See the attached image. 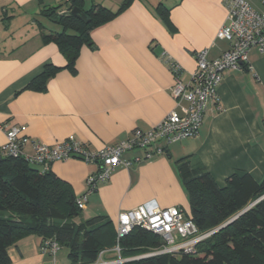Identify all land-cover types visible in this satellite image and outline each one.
Listing matches in <instances>:
<instances>
[{"label":"crops","instance_id":"1","mask_svg":"<svg viewBox=\"0 0 264 264\" xmlns=\"http://www.w3.org/2000/svg\"><path fill=\"white\" fill-rule=\"evenodd\" d=\"M68 0H0V149L7 141L5 124L20 125L32 141L49 145L74 135L98 150L148 130L175 107L170 93L174 72L161 58L166 53L188 81L197 67V52L219 57L230 43L217 36L224 24V0H133L111 21L91 32L93 45L84 44L75 70L58 45L46 42L41 24H54L40 14L45 7ZM123 0H84L117 10ZM264 10L257 0H248ZM168 11L169 21L161 15ZM61 67L44 89L28 85L46 65ZM221 109L209 108L198 133L171 143L166 153L129 168L118 166L110 180L88 197L81 218L105 215L115 227L121 211L141 204L179 206L190 200L177 161L189 157L211 172L219 185L235 170L264 178V53L249 51V67L225 72L218 86ZM24 150L33 153L32 143ZM134 150L125 157L142 155ZM39 168L40 166L37 165ZM99 165L72 156L52 163L51 169L79 196L86 178ZM185 211V209H184ZM55 260L41 251V238L31 234L9 249L10 264H70L68 249Z\"/></svg>","mask_w":264,"mask_h":264},{"label":"trees","instance_id":"2","mask_svg":"<svg viewBox=\"0 0 264 264\" xmlns=\"http://www.w3.org/2000/svg\"><path fill=\"white\" fill-rule=\"evenodd\" d=\"M132 1L123 0L117 10L95 2L86 8L84 0L45 7L40 14L54 29L42 23L43 38L55 42L67 59L66 67L75 70L81 47L93 45L92 30L111 21ZM75 6L86 13L87 22L71 13ZM161 15L170 20L167 9ZM60 68L46 65L28 87L44 89L46 80ZM177 167L192 207L190 218L200 231L214 232L198 244L196 254L148 255L125 264H264V178L235 170L221 186L203 164L189 157L180 158ZM77 198L70 184L51 168L41 171L25 156L3 154L0 149V264H10V247L31 234L40 236L41 251L47 240L67 248L70 264L96 261L103 248L116 242L117 226L105 215L81 218ZM160 243L158 235L135 226L121 240V255L141 256Z\"/></svg>","mask_w":264,"mask_h":264},{"label":"built area","instance_id":"3","mask_svg":"<svg viewBox=\"0 0 264 264\" xmlns=\"http://www.w3.org/2000/svg\"><path fill=\"white\" fill-rule=\"evenodd\" d=\"M264 7V0H257ZM227 15L217 36L227 39L229 48L219 57L208 59V50L196 54L197 67L188 81L180 78L181 67L166 53L161 58L174 72V84L170 93L175 100V107L156 126L148 129H135L131 136L115 144L106 145L98 150L90 149L74 135L66 140L49 145L41 141H32L23 133L20 125L5 124L7 137L1 148L3 154L22 155L31 163L40 166L41 171L51 168L52 163L66 160L74 155L88 162L98 163L99 168L86 178V190L78 196L77 203L84 209L91 193L110 180L118 166L129 168L134 162L151 160L166 153L169 144L193 137L198 133L206 111L211 107L221 109L218 86L224 74L230 70H242L249 67V51L253 47L264 53V10L254 7L248 0H224ZM32 143L33 153H27L26 144ZM134 150L142 155L125 157ZM135 226H141L160 238V246L147 254L125 258L121 255V240ZM214 230L202 232L196 223L179 206L166 208L151 207L141 204L135 208L121 211L117 223L116 242L111 247L103 248L96 261L90 264H125L142 256L171 253L174 255L196 254L198 244L209 237ZM42 248L55 260L60 249L54 240H47Z\"/></svg>","mask_w":264,"mask_h":264},{"label":"water","instance_id":"4","mask_svg":"<svg viewBox=\"0 0 264 264\" xmlns=\"http://www.w3.org/2000/svg\"><path fill=\"white\" fill-rule=\"evenodd\" d=\"M71 13L72 14H75V15H78L82 20H84V21H88V19H87V15H86V13L80 8V7H78V6H75V7H73V9L71 10ZM74 156H76V157H79V158H82V157H80V156H78V155H74ZM83 159V158H82ZM264 197V196H263ZM262 197V198H263ZM261 199V198H260ZM260 199H258L257 201H259ZM257 201H255L254 203H256ZM254 203H252L251 205H253ZM250 207V206H249ZM248 207V208H249ZM248 208H246V209H248ZM245 209V210H246ZM245 210H243V211H245ZM242 211V212H243ZM241 212V213H242ZM230 221H228L227 223H229ZM227 223H225L224 225H226ZM223 225V226H224ZM222 227V226H221ZM142 257H144V256H142Z\"/></svg>","mask_w":264,"mask_h":264},{"label":"rangeland","instance_id":"5","mask_svg":"<svg viewBox=\"0 0 264 264\" xmlns=\"http://www.w3.org/2000/svg\"><path fill=\"white\" fill-rule=\"evenodd\" d=\"M171 2L173 1V0H170ZM184 209H185V213L189 216V215H191V212H192V207H191V204H190V210L188 209V208H185L184 207ZM67 251V248H65V247H63V248H61V252L60 253H62V252H66Z\"/></svg>","mask_w":264,"mask_h":264}]
</instances>
